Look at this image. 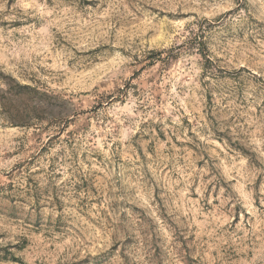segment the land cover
Returning <instances> with one entry per match:
<instances>
[{"label":"rangeland","instance_id":"1","mask_svg":"<svg viewBox=\"0 0 264 264\" xmlns=\"http://www.w3.org/2000/svg\"><path fill=\"white\" fill-rule=\"evenodd\" d=\"M0 264H264V0H0Z\"/></svg>","mask_w":264,"mask_h":264},{"label":"trees","instance_id":"2","mask_svg":"<svg viewBox=\"0 0 264 264\" xmlns=\"http://www.w3.org/2000/svg\"><path fill=\"white\" fill-rule=\"evenodd\" d=\"M20 88H22V89H30L29 86H20Z\"/></svg>","mask_w":264,"mask_h":264}]
</instances>
